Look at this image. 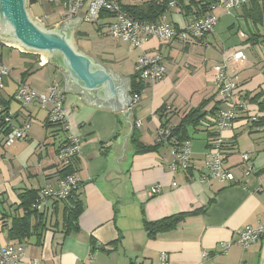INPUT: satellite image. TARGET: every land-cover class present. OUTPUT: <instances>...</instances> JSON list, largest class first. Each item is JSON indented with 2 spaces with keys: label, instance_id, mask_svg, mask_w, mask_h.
<instances>
[{
  "label": "crops",
  "instance_id": "1",
  "mask_svg": "<svg viewBox=\"0 0 264 264\" xmlns=\"http://www.w3.org/2000/svg\"><path fill=\"white\" fill-rule=\"evenodd\" d=\"M51 10L60 13L57 21L46 22L33 14L45 28L76 19L67 17L60 7L51 6ZM212 15L218 18L215 30L190 43L151 38L135 48L109 36L105 23L95 30L97 34L82 28L84 23L92 24L83 19L77 29L76 46L130 79V85L143 52L162 55L164 78L148 84L133 97L131 86L128 91L132 101L136 96L140 98L129 117L135 125L142 122L140 128L136 126L137 139L154 147L151 151L137 153L133 131L123 115L126 110L111 112L90 107L82 102L81 93L65 92L64 76L52 63L29 74L26 84L39 93L46 92L51 84L60 86L65 96L67 129L47 128L48 110L38 103L26 108L18 103L13 110L11 100L1 98L14 115V128L26 122L32 125L27 141L7 143L0 132V147L4 149L0 153V244L23 246L25 256L20 264H264V236L247 250L233 246L223 254L219 247L221 242L236 240L244 227L264 223V126L258 124L264 118V0H249L230 11L212 6L206 17ZM188 20L178 6L171 8L162 21L181 30ZM91 35L103 41V46L96 49ZM10 48L20 55L27 54ZM237 52H243L246 61L230 66V72L238 76L234 101L244 103L246 108L238 110L233 128L221 134L226 143L224 158L235 181L202 182L208 144L215 135L213 120L219 111L231 107L219 99L214 68ZM30 55L39 57V62L23 55L17 86L28 67L34 69L42 63L41 55ZM8 68V79H13ZM203 104L204 116L186 128L180 141L174 138L156 147L163 124L174 128L189 111ZM71 137L82 141L81 153L72 163L82 184L83 213L78 230L66 232L67 203L51 200L40 211L39 215L44 216L40 224L32 218V226L40 225L37 234L23 242L11 240L9 229L19 205L18 195L57 184L60 166L56 155ZM187 142L192 144L191 167L174 173L171 164L176 146ZM245 153L251 154L248 164L254 168V174L248 177L242 160ZM154 186L160 187L159 194L151 193ZM179 215L185 216L174 229L154 236L146 230V223ZM204 253L209 255L207 259ZM162 254L167 255L165 263Z\"/></svg>",
  "mask_w": 264,
  "mask_h": 264
},
{
  "label": "built area",
  "instance_id": "2",
  "mask_svg": "<svg viewBox=\"0 0 264 264\" xmlns=\"http://www.w3.org/2000/svg\"><path fill=\"white\" fill-rule=\"evenodd\" d=\"M44 2L51 6L60 7L65 10L67 17L77 18L79 12L85 13L84 21L92 24L105 22L109 36L114 39L129 43L135 48H141L149 39L157 38L165 41L179 40L186 43L199 41L207 34L212 33L217 24L216 16H207L202 18H189L184 29H177L169 23L161 21L160 23H143L133 19L124 9L122 0H30ZM190 1V0H185ZM249 0H217L214 7H223L227 10H233L246 4ZM176 0H170L169 7H178ZM87 7V9H85ZM107 17L102 19V15ZM1 44V42H0ZM1 50V49H0ZM246 61V55L243 52H237L227 57L221 64L215 66V82L219 87L218 96L222 102L229 104L228 110L219 111L213 120L215 135L208 144L207 162L201 176L202 182L218 180L223 183H234L235 177L228 168L224 158L225 140L221 134L230 130L238 117V110L246 108L244 103H236L234 95L238 89V76L235 72H230L231 64L242 65ZM135 73L145 84H152L162 80L166 74V67L163 63V57L160 53L143 52L135 64ZM10 75V69L5 65L1 58L0 51V132L5 134L7 143L14 141H27L31 130V123L26 122L19 127L13 126V114L6 112V107L2 103V93L5 89V81ZM15 99L26 108L32 104H39L43 109L48 110V123L59 124L67 129L65 96L60 86L56 83L51 84L46 92L39 93L33 90L26 83H20L15 92ZM140 101L136 96L132 104ZM142 126V122L136 125ZM158 142L169 143L174 140L171 129L161 127L158 130ZM82 141L77 137H71L57 152L56 159L60 169L68 168L72 165L74 159L80 155L82 150ZM192 144L187 142L181 146H176L175 159L171 164V170L175 172H186L191 167ZM242 160L245 162L244 175L246 177L254 174V168L248 164L251 160V154H242ZM78 177L76 174H69L60 178L55 186L49 185L42 188L34 204L37 211L47 208L51 200L64 202L72 196L78 186ZM174 187L178 184L174 183ZM161 189L154 186L151 193L159 194ZM264 236V223L256 226H246L241 229L236 240L232 242H221L219 247L223 254H227L233 246H239L245 250L260 241ZM25 248L23 246L1 245L0 244V264H20L24 260ZM203 257L207 259L208 253ZM167 255L162 254L161 260L165 263ZM37 264V262H34ZM166 264V263H165Z\"/></svg>",
  "mask_w": 264,
  "mask_h": 264
},
{
  "label": "water",
  "instance_id": "3",
  "mask_svg": "<svg viewBox=\"0 0 264 264\" xmlns=\"http://www.w3.org/2000/svg\"><path fill=\"white\" fill-rule=\"evenodd\" d=\"M30 0H0V42L27 53L41 55L42 63L56 65L65 79V92L81 93L86 105L111 112L126 110L131 133L135 124L130 120L132 99L130 79L101 64L98 59L76 46V32L85 13L78 18L45 28L34 17Z\"/></svg>",
  "mask_w": 264,
  "mask_h": 264
},
{
  "label": "trees",
  "instance_id": "4",
  "mask_svg": "<svg viewBox=\"0 0 264 264\" xmlns=\"http://www.w3.org/2000/svg\"><path fill=\"white\" fill-rule=\"evenodd\" d=\"M179 3V7L185 11L187 14V17L189 18H202L206 17L211 10L212 6L215 5L217 0H176ZM36 1H31V5H35ZM170 0H153L151 2H148L144 5H135V6H124V9L130 14V16L143 23H160L163 20L164 15L171 9L169 7ZM107 15L103 14L102 19L105 20ZM99 26H104V23H97ZM0 51H1V58L3 59V45L0 44ZM26 57H32L35 60H38L39 57L30 55V54H23ZM33 67H28V69L23 74V81L27 78V76L32 71ZM148 84L143 83L138 75L135 73V75L131 78V95L132 97L135 94H141V92L146 88ZM264 106V101L261 104ZM6 107V112H9V104H4ZM205 107V104L198 107L197 109H193L189 111L186 116L183 118L181 123L174 127V128H168L167 124H163V128L171 129L172 135L174 138H176L178 141L182 139V135L186 132V128L189 125H195L198 123L199 119H201L204 115L201 114L203 108ZM262 109V108H261ZM163 112H165V109H162ZM162 112V113H163ZM16 118V116H15ZM258 124H261L264 126V118L259 120ZM52 126H61L59 124H47L48 127ZM11 129H9L5 134H8ZM137 128L135 125L133 134H132V142L135 145L137 149V153H145L148 151H151L152 148L150 146H146L137 139ZM161 142H158L157 146L161 145ZM185 143H179L178 146H181ZM60 169V168H59ZM69 174H76L77 175V167L75 165H71L68 168L60 169V178H63ZM79 180V179H78ZM82 184L80 181H78V186L76 188V191L70 196V198L64 202L67 203L66 209H65V216H64V226L66 232H69L71 230H78L79 228V219L82 216L83 213V205L80 200V192H81ZM39 192L37 190H29L26 192H23L22 194L18 195L19 205L17 206V209L15 210V215L12 217L11 226L9 229V237L11 240H18L20 242H23L27 239H29L32 235L37 234L36 231H38V227L41 221L44 220V216L39 215L41 214L39 211L34 209V204L39 196ZM7 216V215H6ZM185 215H179L174 216L171 218H167L164 220H161L159 222H150L146 223V230L148 231L150 236H154L161 232H166L171 229H174L175 226L180 222V220ZM37 218L39 220V224L37 223L36 226H32V218Z\"/></svg>",
  "mask_w": 264,
  "mask_h": 264
},
{
  "label": "rangeland",
  "instance_id": "5",
  "mask_svg": "<svg viewBox=\"0 0 264 264\" xmlns=\"http://www.w3.org/2000/svg\"><path fill=\"white\" fill-rule=\"evenodd\" d=\"M153 0H122L123 5L124 6H135V5H144L148 2H151ZM33 14L36 17H39L40 19L49 22V20L51 22L53 21H57L60 16V13H55L51 10V5L44 3V2H38L35 5H32L31 7ZM87 9V7L85 8ZM47 13V14H46ZM45 15H48V19ZM102 24L105 23L104 21L101 22ZM82 28H86V29H91L92 33L97 34V32H95V30L99 31V28H101V26L97 25V24H89V23H84ZM95 36L91 35V39L90 41L92 42V44L97 48H100L103 46V41L94 38ZM3 60L4 63L11 68L12 70V76L13 79H8L9 77H7L6 81L9 83V86L7 87L6 81H5V89L2 93L1 98L2 99H7V100H11L10 106L12 105V109L15 110L17 109V106L19 107V102H17V100L15 99V92L17 89V84L16 81L18 80L19 76H20V72L21 69L23 70V61H24V56L20 55V53L17 50H11L10 47L4 46L3 45ZM12 54V55H11ZM22 65V67H21ZM27 79H30V77L26 78L24 81L26 83ZM23 79L21 80L20 83L24 82ZM6 95V96H5ZM19 103V104H18ZM9 150V149H8ZM7 150V151H8ZM4 149H2V147H0V153L3 154ZM11 151H9V154H7V158H9ZM0 158H2L0 156ZM7 165L8 162H7ZM4 174V173H3ZM2 179V177L0 176V180Z\"/></svg>",
  "mask_w": 264,
  "mask_h": 264
}]
</instances>
